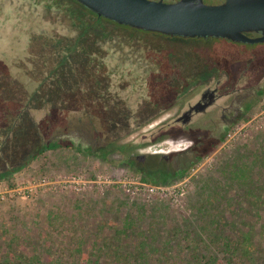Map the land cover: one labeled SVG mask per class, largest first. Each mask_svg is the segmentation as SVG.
Returning a JSON list of instances; mask_svg holds the SVG:
<instances>
[{
  "label": "rangeland",
  "instance_id": "rangeland-1",
  "mask_svg": "<svg viewBox=\"0 0 264 264\" xmlns=\"http://www.w3.org/2000/svg\"><path fill=\"white\" fill-rule=\"evenodd\" d=\"M87 21L94 39L122 31ZM142 36L144 45L163 43L170 62L184 64L180 72L194 71V60L264 52L225 39ZM86 63L78 4L0 0V169L11 170L0 180V264H197L211 255L223 264H264V95L186 173L165 175L157 156L161 170L151 174L137 155L172 154L189 143L168 138L148 147L158 130L147 124L148 103L156 95L172 104L176 89L147 79L157 72L138 63H107L108 86L95 74L101 64ZM249 74L264 80V67ZM108 99L122 106L101 110ZM47 141L60 146L27 162Z\"/></svg>",
  "mask_w": 264,
  "mask_h": 264
},
{
  "label": "flooded vegetation",
  "instance_id": "flooded-vegetation-1",
  "mask_svg": "<svg viewBox=\"0 0 264 264\" xmlns=\"http://www.w3.org/2000/svg\"><path fill=\"white\" fill-rule=\"evenodd\" d=\"M71 1L83 9V58L87 63L101 64L95 74L104 76L103 80L106 79V85L111 86L107 80L108 77L105 78V76L107 74L110 75V72H112L109 71V68L107 69L109 67L107 63L113 64L114 68L119 64L138 63L147 66L149 71L154 68V71L157 72L153 74L154 76L150 72L151 76L149 75L147 79L159 77L162 83L160 87L169 85L176 89L174 95L176 101H173L172 104L163 105L159 101L164 98L156 95L148 103L152 106L150 111L153 113L150 114L149 119H152H148L147 124L158 129L151 136V140L154 143L149 144L148 147L151 148L152 145L159 144L168 138L187 139L189 143L185 144L184 147L178 146L172 154H160L159 152L161 151L154 150L152 153L144 154V156L137 155V161L142 164L140 168L147 173L154 174L161 170L160 166L157 165L158 162H156L157 156H161L164 160L165 167L162 168V171L165 175L177 177L186 173L197 163L203 151L215 141L220 140L228 128L239 126L247 118L248 112L255 107L262 97L261 92L264 90L262 83L264 80L261 77L253 80V76L249 74V71L255 73V71H259L264 67L262 61L263 50L248 53L243 59L226 55L217 58L215 56L208 57L207 61L203 63L199 60H194L192 63V65H195L194 71L186 69L180 72L179 69H182L184 64L179 62L178 59L175 62H170V56H167L163 43L144 45L146 43L142 41L146 39L145 36H142V38L141 35L161 36L170 40L192 38L225 39L245 46L264 45V42L243 43L221 37H184L138 29L101 16L78 0ZM164 1L172 2L177 0ZM204 1L216 3L223 0ZM87 18L91 20L94 18L96 21L105 20L118 26L122 31H118L117 34L110 38L101 36L94 39L92 35L93 24L89 23ZM136 35L139 38L137 42ZM92 38L94 40H91ZM103 65L106 68H103ZM237 66L238 68L236 69ZM164 78L169 80V82L167 81L164 84L162 82ZM22 89H24V85L16 87L19 92H23ZM178 89L179 92H177ZM106 96H110V94L102 96V100ZM23 97L27 98L26 95H23ZM24 98H22V101L27 100H24ZM115 101V99H108L106 104L104 102L100 104L103 105L100 109L103 110L109 107L111 110H115L117 107L122 106ZM122 104L130 112L128 104L125 102ZM93 105L92 101L90 107H93ZM26 108H30L28 103ZM169 112H172V114L168 115L167 113ZM130 117H133V115H130ZM196 129H211L212 131L206 138L198 137V139H193L187 136L186 133L188 131ZM215 129L217 130L215 131ZM130 162L136 163V160L131 158ZM3 168L8 170L9 167L2 166L0 172L4 171Z\"/></svg>",
  "mask_w": 264,
  "mask_h": 264
},
{
  "label": "water",
  "instance_id": "water-1",
  "mask_svg": "<svg viewBox=\"0 0 264 264\" xmlns=\"http://www.w3.org/2000/svg\"><path fill=\"white\" fill-rule=\"evenodd\" d=\"M78 1L101 16L138 29L184 37L264 42V0Z\"/></svg>",
  "mask_w": 264,
  "mask_h": 264
},
{
  "label": "trees",
  "instance_id": "trees-1",
  "mask_svg": "<svg viewBox=\"0 0 264 264\" xmlns=\"http://www.w3.org/2000/svg\"><path fill=\"white\" fill-rule=\"evenodd\" d=\"M264 95V90L261 92V96ZM60 146V143L57 142V141H47V142H44L42 143L40 146L37 147L36 151H34V153H32L30 155V157L27 159V162L30 161L34 156L44 152L45 150H51V149H56ZM72 147H75L77 149H80V150H83L80 148V145H73L72 144ZM11 170H5V171H2L0 172V180L5 178L9 173H10ZM231 242V243H230ZM237 244V242H235L234 240H230L228 243H226V245L228 246H235ZM226 261H229L231 258H234L235 257V253H231V254H227L226 255ZM197 264H223L222 262V259L218 256V255H211L210 258H206V260H201L198 259L196 261Z\"/></svg>",
  "mask_w": 264,
  "mask_h": 264
}]
</instances>
